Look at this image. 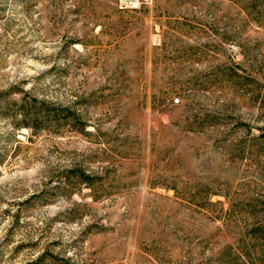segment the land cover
I'll list each match as a JSON object with an SVG mask.
<instances>
[{
  "label": "rangeland",
  "instance_id": "374dc122",
  "mask_svg": "<svg viewBox=\"0 0 264 264\" xmlns=\"http://www.w3.org/2000/svg\"><path fill=\"white\" fill-rule=\"evenodd\" d=\"M0 0V264H264V0Z\"/></svg>",
  "mask_w": 264,
  "mask_h": 264
},
{
  "label": "built area",
  "instance_id": "2783aa9c",
  "mask_svg": "<svg viewBox=\"0 0 264 264\" xmlns=\"http://www.w3.org/2000/svg\"><path fill=\"white\" fill-rule=\"evenodd\" d=\"M144 4L142 0H116V7L119 11H134Z\"/></svg>",
  "mask_w": 264,
  "mask_h": 264
}]
</instances>
